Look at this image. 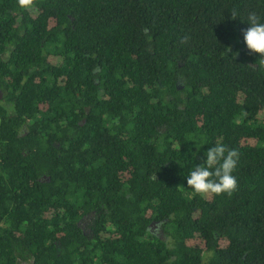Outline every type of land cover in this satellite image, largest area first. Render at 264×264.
<instances>
[{
	"label": "trees",
	"instance_id": "obj_1",
	"mask_svg": "<svg viewBox=\"0 0 264 264\" xmlns=\"http://www.w3.org/2000/svg\"><path fill=\"white\" fill-rule=\"evenodd\" d=\"M253 12L264 0H0V264H264ZM217 144L239 152L237 188L198 196L186 176Z\"/></svg>",
	"mask_w": 264,
	"mask_h": 264
},
{
	"label": "clouds",
	"instance_id": "obj_2",
	"mask_svg": "<svg viewBox=\"0 0 264 264\" xmlns=\"http://www.w3.org/2000/svg\"><path fill=\"white\" fill-rule=\"evenodd\" d=\"M17 3L19 8L25 10L31 6V0H17ZM246 23L249 25L243 32L246 49L251 54H259L258 61H264V17L253 12L249 14ZM238 55L239 52L234 53V56ZM238 161L239 152L235 149H227L222 144L208 148L203 163L195 166L186 176L188 188L198 196L230 195L237 188V179L233 173Z\"/></svg>",
	"mask_w": 264,
	"mask_h": 264
},
{
	"label": "flooded vegetation",
	"instance_id": "obj_3",
	"mask_svg": "<svg viewBox=\"0 0 264 264\" xmlns=\"http://www.w3.org/2000/svg\"><path fill=\"white\" fill-rule=\"evenodd\" d=\"M3 105L5 106V108H6V110L8 112L11 110V107L9 105H7V104H3ZM4 223H5L4 220H1L0 221V229H2V230L7 227V225L6 224L4 225ZM78 225L81 227V229H82V231H83L84 234H90L91 233V229L89 227L86 228V226H87L86 223H82V221H80L78 223ZM155 226H157V225L154 223V225L152 227H155ZM16 229L17 228H11V227H9V230H4V231L7 232V233H9V232H14ZM17 264H33V260L17 261Z\"/></svg>",
	"mask_w": 264,
	"mask_h": 264
},
{
	"label": "rangeland",
	"instance_id": "obj_4",
	"mask_svg": "<svg viewBox=\"0 0 264 264\" xmlns=\"http://www.w3.org/2000/svg\"><path fill=\"white\" fill-rule=\"evenodd\" d=\"M82 223H88L86 220L85 221H82ZM152 233L154 235H156L158 238L160 239H165V234L163 233V231L160 229L159 226H155V227H152Z\"/></svg>",
	"mask_w": 264,
	"mask_h": 264
},
{
	"label": "water",
	"instance_id": "obj_5",
	"mask_svg": "<svg viewBox=\"0 0 264 264\" xmlns=\"http://www.w3.org/2000/svg\"><path fill=\"white\" fill-rule=\"evenodd\" d=\"M154 225V223H151L148 227V230L150 231V233H152V226ZM153 234V233H152ZM154 235V234H153ZM156 236V235H155ZM157 237V236H156Z\"/></svg>",
	"mask_w": 264,
	"mask_h": 264
}]
</instances>
